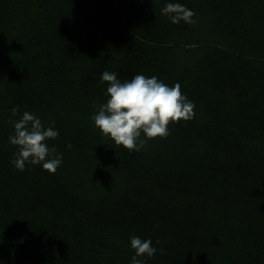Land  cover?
I'll list each match as a JSON object with an SVG mask.
<instances>
[{"label":"trees","instance_id":"16d2710c","mask_svg":"<svg viewBox=\"0 0 264 264\" xmlns=\"http://www.w3.org/2000/svg\"><path fill=\"white\" fill-rule=\"evenodd\" d=\"M104 71L179 83L195 117L116 145ZM25 111L59 132L55 174L11 163ZM132 236L146 264H264V0H0V264H131Z\"/></svg>","mask_w":264,"mask_h":264},{"label":"clouds","instance_id":"9594fccd","mask_svg":"<svg viewBox=\"0 0 264 264\" xmlns=\"http://www.w3.org/2000/svg\"><path fill=\"white\" fill-rule=\"evenodd\" d=\"M162 14L168 16L173 24L197 22L193 19L196 13L180 3L166 4ZM105 82L109 85L106 90L109 98L98 106L93 116L94 124L104 137L129 151H140L149 139L167 138L171 123L195 117V104L182 93L179 83L170 87L156 76L149 78L142 74L121 82L115 72L109 71L101 74L100 83ZM17 112V107L11 109L13 117ZM9 123L14 125L9 143L17 146L15 159L11 161L15 168L24 171L26 164L42 165L44 170L55 174L63 157L55 147L49 148L47 141L58 138L59 132L51 125L46 128L39 117L28 111L18 120H9ZM142 133L145 139H141ZM160 243L157 239L156 244ZM130 244L135 250L131 264H146L145 260L138 258L146 256L151 259L157 252L151 239L132 236ZM160 254H164L162 248Z\"/></svg>","mask_w":264,"mask_h":264}]
</instances>
